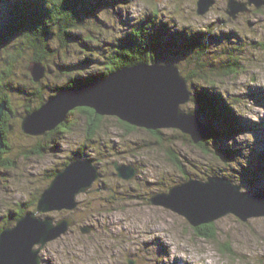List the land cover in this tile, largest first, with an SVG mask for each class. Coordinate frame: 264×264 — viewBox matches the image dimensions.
Instances as JSON below:
<instances>
[{
    "label": "rangeland",
    "instance_id": "obj_1",
    "mask_svg": "<svg viewBox=\"0 0 264 264\" xmlns=\"http://www.w3.org/2000/svg\"><path fill=\"white\" fill-rule=\"evenodd\" d=\"M196 1L103 0L85 26L102 28L100 34L92 33L109 42L153 19L160 31L157 59L176 64L183 75L193 71L201 54L190 50L185 37H198L207 44L203 61L208 78L193 77L189 88L210 89L223 96L247 129L231 137L216 135L207 144L208 153L188 142L190 137H183L179 130L160 129L157 135L138 127L127 130L113 116H104L93 138L87 140L86 119L78 112L68 116L69 128L62 132L24 134L20 117L26 107L36 105L35 89L46 101L76 77L100 74L103 65L89 51L96 49L95 39L81 42L86 30L72 31L68 48L53 35L49 60L44 61L46 75L36 85L27 70L32 51L17 52L20 42L4 40L0 72L4 59L12 54L15 59L7 90L15 116L7 137L10 148L3 156L14 165L0 167V227L6 221L15 223L16 204L27 208L51 181V171L63 168L68 158H90L100 172L92 191L77 196L74 211L38 213L54 222L67 216L75 220L64 235L44 246L40 252L44 264H128V259L135 264H264V217L243 222L233 214L222 216L211 223L214 237L208 238L183 216L148 201L152 194L167 192L185 181L183 174L201 181L217 174L240 185L241 191H264V6H249V12L231 19L225 12L227 0H214L203 16L196 14ZM10 8L9 2L0 4V30L11 18ZM232 62L233 74L220 70L222 64ZM194 108L191 101L182 106L185 111ZM202 120L206 124L209 116ZM39 147H44L42 155L26 157ZM167 151L182 161L184 173L169 161ZM113 161L135 166L136 177L130 181L117 178ZM86 224L94 230L83 234L79 228Z\"/></svg>",
    "mask_w": 264,
    "mask_h": 264
},
{
    "label": "water",
    "instance_id": "obj_2",
    "mask_svg": "<svg viewBox=\"0 0 264 264\" xmlns=\"http://www.w3.org/2000/svg\"><path fill=\"white\" fill-rule=\"evenodd\" d=\"M213 5L214 0H197L196 14L205 15ZM252 5L259 9L264 6V0H227L225 12L236 19L240 13L249 12ZM27 70L34 82H39L45 74L40 62H31ZM191 97L188 81L176 64L136 63L118 68L105 78L62 88L38 108L21 116L20 129L29 136H42L65 122L74 109L86 107L97 115L117 117L148 131L179 130L196 145L207 138L208 130L198 109H182ZM6 110V103L2 101L0 121ZM3 147L0 132V151ZM111 166L115 176L124 181L137 175L133 165L113 161ZM99 178L98 166L85 157H76L58 170L40 193L35 211L26 212L13 225L0 231V264H44L40 255L44 246L64 235L75 220L67 216L54 222L38 213L74 211L77 196L91 192ZM148 201L183 216L195 228L228 214L243 222L264 217L263 190L241 191L240 185L218 176H210L206 181L187 179L167 192L152 194ZM79 229L88 234L94 226L86 224ZM128 264H135V260L128 259Z\"/></svg>",
    "mask_w": 264,
    "mask_h": 264
},
{
    "label": "trees",
    "instance_id": "obj_3",
    "mask_svg": "<svg viewBox=\"0 0 264 264\" xmlns=\"http://www.w3.org/2000/svg\"><path fill=\"white\" fill-rule=\"evenodd\" d=\"M3 2L11 3V18L5 25H3L2 30H0V49L3 48L2 45L5 39H14L20 42L17 52L23 50L24 48L31 50L33 53L31 62H40L44 68V61L49 60V45L53 35H55L61 45L67 48L69 46L68 35L77 29L87 31L84 32L86 35L84 34L81 42L85 40L91 41L92 39H95L96 41V49L89 51L101 59L100 64L103 65V71L97 75L94 74L80 78L76 77L75 79L57 88L49 97H52L64 87H77L86 84L93 79L105 78L114 72V70L124 66H130L136 63L159 62L156 52H158L160 47V38L158 36L160 31L155 28V21L153 19L130 29L127 34L107 42L102 41L99 37L94 36L92 33L97 31L98 34H100L101 31H104L102 28L94 27V29H87L85 26L86 22L91 19L90 14L97 8L102 7L103 0H0V4ZM207 36L204 37L205 41L208 40ZM197 38L195 39L194 37L188 36L185 37L186 44L189 45L190 50L199 51L201 53L197 57L196 66L192 69L193 71L183 75L188 82L191 81L193 77L199 75H202V79H206L207 77V65H205V62L203 61V55L207 50V44L204 41L200 43L199 38L198 40ZM81 42L76 41L80 47L86 48L83 44H80ZM14 59L13 55L9 53L4 59L5 67L0 72V103L4 101L7 107V110L4 111L0 121V132L4 141V147L0 151V167L4 168H10L14 165V162H10L3 156L10 148L7 137L11 132V122L15 116L12 115L11 97L9 95L10 90H7V82L11 78V70ZM234 66V62L226 63L225 65L222 64L220 70L222 69L225 71L226 75H231L235 71ZM45 75L46 69L44 77ZM39 82L33 81L36 85ZM190 91L192 92L191 102L195 105V108L199 110L202 116H209V120L206 123L208 130L207 138L203 142L196 144L195 147L199 148L204 153H208L209 149L207 144L216 135L222 134L231 137L233 135L241 134L247 130L243 127L242 123L238 119V116L234 113L235 111H233L232 107L223 96L216 94L210 89L202 90L200 92L191 89ZM32 94L36 100V105L34 107H26L24 114L33 111L45 102V99H42L43 96H41L42 94L38 89H35V92ZM75 112L84 115L86 119V139L91 140L95 132L98 130L101 121L104 119V116L97 115L93 109L86 107L76 108L71 111L69 115ZM118 121L127 130L136 129V127L121 120ZM66 122L67 121L61 123L56 127V129L50 131L49 133L47 132L48 135L59 133L68 129L69 127ZM213 122H215V124ZM217 125L220 126L218 131L215 130ZM150 133L157 135L159 134V130L150 131ZM183 137L187 136L184 134ZM188 142L191 143L190 139ZM43 150L44 147H39L35 150L29 151L30 153L27 154L26 157H29L30 154L42 155L44 152ZM167 152L169 161L181 172H183L184 169L182 161L170 151ZM78 157L84 156L79 155ZM74 158L76 157L74 156L68 158L67 161L63 163V167ZM57 171L58 170L51 171L50 180ZM183 175V180L189 179V176L185 174ZM211 176L222 177L217 174ZM38 197L39 195L27 203L29 204V206L27 205V208H21L20 205L16 204L17 208L16 211H13L12 223L26 212L34 211ZM8 225L10 224L6 221L0 227V231ZM198 229L201 228L198 227ZM208 229L209 232L206 233ZM201 230L202 231H200V233L202 235H206L208 238L214 237L212 224L202 225Z\"/></svg>",
    "mask_w": 264,
    "mask_h": 264
},
{
    "label": "flooded vegetation",
    "instance_id": "obj_4",
    "mask_svg": "<svg viewBox=\"0 0 264 264\" xmlns=\"http://www.w3.org/2000/svg\"><path fill=\"white\" fill-rule=\"evenodd\" d=\"M199 228H201V229H202V226H200ZM201 229H199V232H200V231H202Z\"/></svg>",
    "mask_w": 264,
    "mask_h": 264
}]
</instances>
